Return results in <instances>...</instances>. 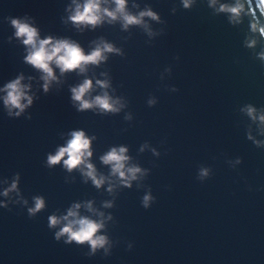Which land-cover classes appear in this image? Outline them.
<instances>
[{"label": "water", "instance_id": "obj_1", "mask_svg": "<svg viewBox=\"0 0 264 264\" xmlns=\"http://www.w3.org/2000/svg\"><path fill=\"white\" fill-rule=\"evenodd\" d=\"M186 2L125 0L113 20L103 10L115 3L101 0L91 26L70 20L85 0H0V264H264V8ZM237 5L238 15L221 11ZM13 19L85 55L105 44L113 51L82 72L50 65L45 92ZM20 77L32 102L10 115L3 89ZM85 80V99L106 94L116 110H79L71 89ZM75 131L90 140L85 164L103 178L99 188L84 164L47 163ZM121 147L123 179L101 159ZM131 168L140 170L134 179ZM36 198L44 207L31 214ZM74 205L76 219L102 225L103 247L56 239ZM51 216L61 219L54 228Z\"/></svg>", "mask_w": 264, "mask_h": 264}, {"label": "clouds", "instance_id": "obj_2", "mask_svg": "<svg viewBox=\"0 0 264 264\" xmlns=\"http://www.w3.org/2000/svg\"><path fill=\"white\" fill-rule=\"evenodd\" d=\"M116 5L115 12H109L107 9L103 10V15L110 17L111 19H116V12L122 13L125 7V0H113ZM215 0H213V3ZM101 0H85V3L77 5L74 14L70 17V20L74 24H84L95 26L101 22ZM185 7H188V3L185 0ZM261 8H264V0H260ZM229 11L233 15H238L242 10V6L237 5L236 7L225 9L221 8V11ZM148 15L155 19V16L151 12L141 13V16ZM124 22L126 25L139 24L140 20L124 15ZM12 27L16 29V37L22 38V43L30 49L28 55L25 57V62L31 65L33 68L41 71L44 75L41 77L45 81L44 91L48 90V82L54 79L53 69L50 65L55 64L57 68L60 69L61 73L71 72L79 69L81 72L84 70L83 66L88 64H97L100 62L104 56V52L113 51L110 45L105 44L103 49L97 47L90 54L85 55L83 50L76 44L69 43L67 40H60L53 42L51 38H46L44 40L38 39L37 30L30 25L23 23L19 20L13 19L11 21ZM264 34V31H262ZM21 79L8 83L3 91H6L7 95L4 99L5 107L9 109V114L11 115V109L15 108L19 111L16 113L18 116L20 112L24 110L25 107L31 104V98L25 95L26 89L21 86ZM97 84L103 88L106 87L105 84L97 81ZM92 89V83L89 80H85L81 85L76 88L71 89V99L79 103V110L90 109L92 107H99L105 111H115L113 105L109 102L108 96H97L91 102L85 99L86 94ZM26 100V104H22L21 101ZM251 114V109L249 110ZM264 120V117H261ZM90 140L85 137L83 131H75L71 133V139L67 142L66 146L61 147L57 150L55 155H49L47 157V163L49 166L57 165L63 160L64 167L71 171L77 168L79 165L84 164L88 169L85 173L93 182L95 187L99 188L104 182L103 178L97 179L94 175V169L91 164H85V161L91 157ZM126 149L121 147L118 150L113 148L105 156H103L102 163L111 166V172L114 175H118L121 179L125 178V161L128 159L124 153ZM67 156V159H63ZM138 168L128 169L129 177L134 179L135 173L139 172ZM207 172L202 171L201 176H206ZM127 186V185H126ZM15 184L12 185L14 189ZM7 195V193H5ZM151 199L150 196L144 197V207H148V202ZM44 207V202L40 198L35 199V207L30 209L29 212L34 214L40 211ZM79 205H74L73 209H70L66 216L62 218L66 223L56 233V239L61 236H67L65 243L75 242L76 244L88 243L93 250L97 247H103L105 244L104 237H97L95 234L102 227L101 224L96 223L87 218L76 219L77 211ZM72 218V219H69ZM61 223V219L55 216L49 217V227L54 228Z\"/></svg>", "mask_w": 264, "mask_h": 264}]
</instances>
